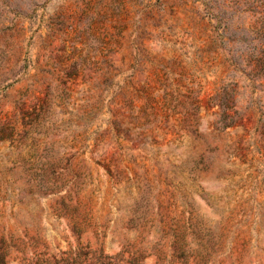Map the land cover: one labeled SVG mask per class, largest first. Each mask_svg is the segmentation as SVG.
<instances>
[{"label": "rangeland", "instance_id": "obj_1", "mask_svg": "<svg viewBox=\"0 0 264 264\" xmlns=\"http://www.w3.org/2000/svg\"><path fill=\"white\" fill-rule=\"evenodd\" d=\"M0 264H264V0H0Z\"/></svg>", "mask_w": 264, "mask_h": 264}, {"label": "trees", "instance_id": "obj_2", "mask_svg": "<svg viewBox=\"0 0 264 264\" xmlns=\"http://www.w3.org/2000/svg\"><path fill=\"white\" fill-rule=\"evenodd\" d=\"M216 17H217V20H218V22H219L218 25H217V28H218V27H220V24H221V21H222V20H221V18H220L219 15H217Z\"/></svg>", "mask_w": 264, "mask_h": 264}]
</instances>
